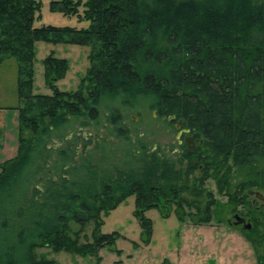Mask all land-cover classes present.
<instances>
[{"label":"trees","instance_id":"trees-1","mask_svg":"<svg viewBox=\"0 0 264 264\" xmlns=\"http://www.w3.org/2000/svg\"><path fill=\"white\" fill-rule=\"evenodd\" d=\"M41 10V0H0V68L16 60L20 99L17 155L0 164V264H58L39 249L81 257L118 251L123 236L104 234V217L132 196L147 246L151 210L212 222L218 203L209 179L234 209L239 190L245 201L247 190L264 192V0L50 1L52 13L88 21L87 29L37 27ZM38 43L91 48L77 90L57 87L69 62L51 53L43 64L52 94L34 92ZM143 99L158 119L181 123L196 149L182 143L174 158L134 143L107 103L130 108ZM104 105L116 144L70 136L74 126L97 122ZM54 138L63 145L51 146ZM236 169L249 180L237 183ZM263 226L243 231L258 264Z\"/></svg>","mask_w":264,"mask_h":264},{"label":"rangeland","instance_id":"rangeland-1","mask_svg":"<svg viewBox=\"0 0 264 264\" xmlns=\"http://www.w3.org/2000/svg\"><path fill=\"white\" fill-rule=\"evenodd\" d=\"M41 1L42 21L36 22L35 26L51 25L75 29L89 27L88 21H83L77 16L52 13L50 11L51 0ZM82 11L81 8L80 12L82 13ZM51 53H55L56 57L69 62V70L65 78L57 83V87L62 91L77 90L91 64L89 60L91 48L38 43L34 92L44 95L52 94L51 89L46 85L43 64V61ZM17 85V62L14 58H10L5 60L0 68V107L16 108L20 105ZM107 106L117 108L122 116L123 128L125 132L130 133V138L134 143L141 140L148 147L161 149L170 157L177 156L178 146L181 145L182 139L185 138L184 141L187 145V137H192V135L178 133L177 125L181 123L158 119L156 113L151 109L150 102L146 99L133 103L130 108L120 107L113 103H107ZM105 107L106 105L100 108L101 116L97 122L92 123L88 128L74 126L69 130L70 136L79 133L84 137L93 138L95 143H102L106 139L108 142L116 144L120 138H117L114 126L109 121L110 112ZM14 113H16L15 110ZM15 115L18 116V111ZM13 130L16 133L15 126H13ZM190 144L195 147L197 145L193 137L190 139ZM61 145L63 143L58 138H54L51 143V146L59 147ZM236 172L239 174L237 183L249 180L248 171L236 169ZM206 188L214 194L218 203L214 207L213 220L209 224L194 225L191 221L180 222L175 213L170 218L163 219L157 210H151L146 216L152 220V239L146 246L141 239L142 230L134 215L136 198L132 196L104 217L102 232L104 234L118 232L123 236L116 244L118 251L105 248L98 257H81L67 252L55 253L49 249H39L37 253L55 260L58 264H258L254 247L249 238L243 231L226 223L234 209L229 206L227 196L219 192L217 183L213 179H209ZM238 194L240 197H244L245 192L239 190ZM235 209L241 210L242 207L237 205ZM262 224L264 225V223ZM91 231L92 227H89L87 234L90 235Z\"/></svg>","mask_w":264,"mask_h":264},{"label":"flooded vegetation","instance_id":"flooded-vegetation-1","mask_svg":"<svg viewBox=\"0 0 264 264\" xmlns=\"http://www.w3.org/2000/svg\"><path fill=\"white\" fill-rule=\"evenodd\" d=\"M180 125L179 134L191 135L188 130L183 129L182 124ZM184 140L185 138L182 139L180 143L185 144ZM187 146L190 150L196 149V147L191 144H187ZM247 194L249 197L246 201L243 199L244 197L239 196L238 206L242 207V209H233L229 215L228 222L226 223L238 228L241 231L252 232L258 224L264 223V193L259 190H247Z\"/></svg>","mask_w":264,"mask_h":264},{"label":"crops","instance_id":"crops-1","mask_svg":"<svg viewBox=\"0 0 264 264\" xmlns=\"http://www.w3.org/2000/svg\"><path fill=\"white\" fill-rule=\"evenodd\" d=\"M18 107H0V163L12 159L18 150V116L15 115Z\"/></svg>","mask_w":264,"mask_h":264},{"label":"water","instance_id":"water-1","mask_svg":"<svg viewBox=\"0 0 264 264\" xmlns=\"http://www.w3.org/2000/svg\"><path fill=\"white\" fill-rule=\"evenodd\" d=\"M173 119H174L173 117H170V118H169V121H170V120H173ZM180 127H181V125H180V124H179V125H177V129H180ZM180 135H181V134H180ZM191 138H192V137H191V136H189V137H188V139H187V144H188V145H190V139H191Z\"/></svg>","mask_w":264,"mask_h":264}]
</instances>
